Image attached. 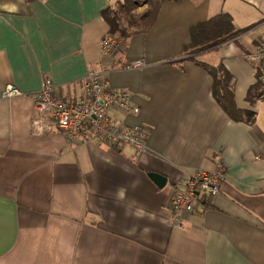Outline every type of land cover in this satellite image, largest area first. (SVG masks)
<instances>
[{
    "label": "crops",
    "instance_id": "obj_1",
    "mask_svg": "<svg viewBox=\"0 0 264 264\" xmlns=\"http://www.w3.org/2000/svg\"><path fill=\"white\" fill-rule=\"evenodd\" d=\"M128 5L0 0V264H264V83L247 60L264 40V0H165L148 30L103 53L108 19ZM222 13L243 32L189 55L192 27ZM138 61L143 67L125 68ZM221 65L236 119L207 69ZM91 74L132 92L139 113L110 115L148 129L145 154L33 133L43 81L62 96L81 95ZM8 86L20 94L5 98ZM218 160L226 168L220 193L174 226L173 186ZM150 173L167 178L164 188Z\"/></svg>",
    "mask_w": 264,
    "mask_h": 264
},
{
    "label": "built area",
    "instance_id": "obj_2",
    "mask_svg": "<svg viewBox=\"0 0 264 264\" xmlns=\"http://www.w3.org/2000/svg\"><path fill=\"white\" fill-rule=\"evenodd\" d=\"M42 1V0H40ZM126 40L108 34L100 42L103 53L114 54L124 49ZM247 60L258 64L260 81L264 83V40L247 56ZM143 67L142 62H129L128 70ZM20 92L8 86L5 98ZM38 117L33 122L35 135L60 134L70 141L97 138L103 143L118 147L128 145L136 149L138 155L147 152L148 129L143 126L125 127L110 115L111 110L120 113L138 114L139 109L132 102V92L113 88L107 79L91 74L83 83L81 95L62 96L50 79H45L42 90L34 97ZM226 176V168L221 160L212 171L198 170L192 176L179 180L171 190L168 206L169 217L176 227H182V214L192 213L202 203L215 197L221 191Z\"/></svg>",
    "mask_w": 264,
    "mask_h": 264
},
{
    "label": "trees",
    "instance_id": "obj_3",
    "mask_svg": "<svg viewBox=\"0 0 264 264\" xmlns=\"http://www.w3.org/2000/svg\"><path fill=\"white\" fill-rule=\"evenodd\" d=\"M163 1L165 0H156L155 2H151V5L149 1V5L153 9L149 11L145 18L141 19L140 25L143 27H140L138 24L126 20L127 24H129L128 27L132 29L134 28V30H132L131 32L127 27L122 26L121 16L117 15L112 19H108L109 24L111 25L110 33L112 35L122 37L126 40L137 32H144L148 30L149 27L152 25L154 15L159 6V3ZM128 2V11L133 10L134 6H136L134 0H128ZM124 15L128 18L125 13ZM242 32L243 31L241 30L237 31L235 29L233 25V20L229 14L222 13L206 22L199 23L192 27L191 41L190 44L187 46V51L189 55L194 56L198 53L213 50L223 45L224 43L232 40L234 37H236L239 33ZM207 69L215 80L214 91L217 99L219 100V104L229 116L233 117L234 119L239 118L241 112H239V109L236 106L233 91L230 88V82L232 80L231 74L223 65L219 66L218 68L207 67ZM253 89H255V87ZM252 92L253 91L251 89L247 97L249 102H254L253 100L257 99L255 95H252ZM250 115L252 118L253 115Z\"/></svg>",
    "mask_w": 264,
    "mask_h": 264
},
{
    "label": "rangeland",
    "instance_id": "obj_4",
    "mask_svg": "<svg viewBox=\"0 0 264 264\" xmlns=\"http://www.w3.org/2000/svg\"><path fill=\"white\" fill-rule=\"evenodd\" d=\"M149 1H150V5L151 2H155L156 0H134L136 6H134L133 10L128 11V9L126 8V12L123 10V12L128 16L125 17V15L121 14V10L119 8H117L116 10H113L112 16H114V14H119V16H121L122 18V26L127 27L129 29V31L131 32L132 30H134V28H129V24H127V21H131L132 23H136L138 24L140 27H143L140 25V21L142 18H145V16L149 13L150 10H152L153 8L150 7L149 5ZM182 216V215H181ZM182 221H183V217H182ZM183 227V226H182ZM179 227V228H182Z\"/></svg>",
    "mask_w": 264,
    "mask_h": 264
},
{
    "label": "water",
    "instance_id": "obj_5",
    "mask_svg": "<svg viewBox=\"0 0 264 264\" xmlns=\"http://www.w3.org/2000/svg\"><path fill=\"white\" fill-rule=\"evenodd\" d=\"M149 177L160 187L164 188L167 183V178L163 177L161 174L158 173H150Z\"/></svg>",
    "mask_w": 264,
    "mask_h": 264
}]
</instances>
